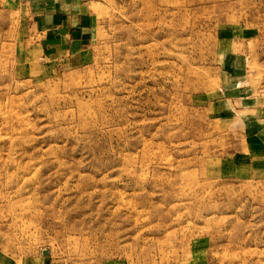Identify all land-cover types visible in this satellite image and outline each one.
<instances>
[{"label":"rangeland","instance_id":"1","mask_svg":"<svg viewBox=\"0 0 264 264\" xmlns=\"http://www.w3.org/2000/svg\"><path fill=\"white\" fill-rule=\"evenodd\" d=\"M0 264H264V0H0Z\"/></svg>","mask_w":264,"mask_h":264}]
</instances>
